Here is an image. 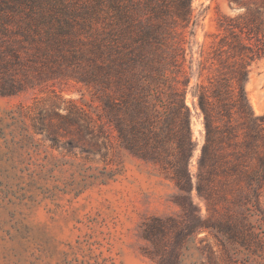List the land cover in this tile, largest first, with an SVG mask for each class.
I'll return each instance as SVG.
<instances>
[{"label": "trees", "instance_id": "16d2710c", "mask_svg": "<svg viewBox=\"0 0 264 264\" xmlns=\"http://www.w3.org/2000/svg\"><path fill=\"white\" fill-rule=\"evenodd\" d=\"M228 1L242 9L221 13L205 46L192 0H0V94L79 82L93 109L71 100L55 112L56 128L42 118L36 129L55 141L85 131L97 146L114 133L174 181L179 214L141 225L158 264H180L184 242L201 229L216 230L227 247L264 186V112L253 111L246 88L249 65L264 58V0ZM188 91L203 125L195 173ZM194 193L208 212L227 201L226 216L203 215Z\"/></svg>", "mask_w": 264, "mask_h": 264}, {"label": "rangeland", "instance_id": "374dc122", "mask_svg": "<svg viewBox=\"0 0 264 264\" xmlns=\"http://www.w3.org/2000/svg\"><path fill=\"white\" fill-rule=\"evenodd\" d=\"M192 5L195 37L205 46L219 15L242 9L228 0H192ZM246 88L253 111L262 114L264 58L249 65ZM71 100L86 111L97 104L74 80L0 94V264H158L145 252L150 244L141 225L151 216L179 214L174 181L160 165L120 146L114 133L111 143L101 139L97 146L85 131L81 137L75 130L58 133L55 141L36 129L42 118L56 128L55 112L64 113ZM186 103L197 143L190 166L195 173L203 125L189 91ZM194 197L203 215L226 216L227 201L208 212ZM251 203L239 238L224 247L216 230H197L184 242L180 264H264V186Z\"/></svg>", "mask_w": 264, "mask_h": 264}, {"label": "water", "instance_id": "95a60500", "mask_svg": "<svg viewBox=\"0 0 264 264\" xmlns=\"http://www.w3.org/2000/svg\"><path fill=\"white\" fill-rule=\"evenodd\" d=\"M239 8V7H238Z\"/></svg>", "mask_w": 264, "mask_h": 264}]
</instances>
